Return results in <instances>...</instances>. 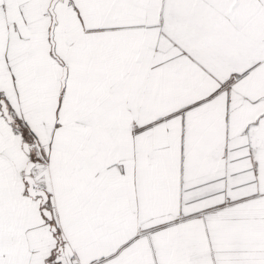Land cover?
Returning a JSON list of instances; mask_svg holds the SVG:
<instances>
[{"label":"snow or ice","instance_id":"6c2138e0","mask_svg":"<svg viewBox=\"0 0 264 264\" xmlns=\"http://www.w3.org/2000/svg\"><path fill=\"white\" fill-rule=\"evenodd\" d=\"M0 264H264V0H0Z\"/></svg>","mask_w":264,"mask_h":264}]
</instances>
